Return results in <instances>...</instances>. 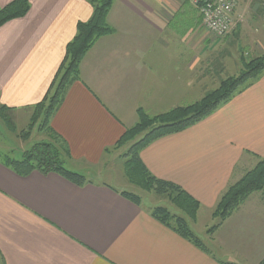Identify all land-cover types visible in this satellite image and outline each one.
I'll use <instances>...</instances> for the list:
<instances>
[{
  "label": "crops",
  "instance_id": "obj_1",
  "mask_svg": "<svg viewBox=\"0 0 264 264\" xmlns=\"http://www.w3.org/2000/svg\"><path fill=\"white\" fill-rule=\"evenodd\" d=\"M13 1L0 0V10ZM246 2L236 16L254 9L252 0ZM30 3L24 18L0 28V106L14 111L43 101L77 25L93 15L89 0ZM108 24L114 33L86 55L81 81L70 87L51 121L81 171L99 169L106 150L114 151L137 123L138 110L155 117L194 104L196 93L205 91L196 72L207 63L212 38L190 2L115 0ZM246 152L264 156V75L201 124L154 142L140 155L153 176L200 203L196 222L188 221L206 250L107 183L84 174L83 186L56 173L20 177L0 163V264H260L262 195L249 197L212 235L201 221L216 223L215 208L241 178L236 169Z\"/></svg>",
  "mask_w": 264,
  "mask_h": 264
},
{
  "label": "trees",
  "instance_id": "obj_2",
  "mask_svg": "<svg viewBox=\"0 0 264 264\" xmlns=\"http://www.w3.org/2000/svg\"><path fill=\"white\" fill-rule=\"evenodd\" d=\"M93 6V15L88 22L79 23L74 39L67 46L65 60L46 97L33 109L31 125L39 124V132L49 135L60 141L61 148L67 149L66 143L51 127V120L64 103L70 87L81 81V64L88 52L102 37L111 35L113 29L108 24V16L115 0H89ZM31 9L30 0H14L0 10V28L8 22L24 18ZM243 71L238 77H229L219 88L206 94L200 101L178 107L170 112L150 117L142 109L137 111V124L128 129L114 149L128 144L129 149L124 155V174L127 181L145 193L155 192L167 197L170 202L188 218L172 215L166 208H155L152 217L163 226L171 229L181 238L192 243L201 250H206L202 240L197 237L190 227L189 221L196 222L200 203L187 194L180 186L153 176L141 160V153L154 142L166 137L179 134L202 122L211 116L219 107L224 106L239 94L254 86L264 75V55L249 61L242 59ZM12 109L0 106V133L1 123L13 126L10 112ZM18 134L28 140L31 131ZM13 133V132H12ZM142 137L141 139H139ZM110 150H106L109 152ZM13 152L0 154V163L20 177H28L34 172L43 175L56 173L77 186H83L87 179L84 175L70 171L64 167L65 161L60 148L52 142L35 144L29 151L17 159ZM123 156V157H124ZM264 193V159L256 167L245 174L236 184L230 186L218 202L214 216L216 225L209 231L210 234L220 228L232 214L254 193ZM122 196L140 205V196L123 192ZM261 264H264V260Z\"/></svg>",
  "mask_w": 264,
  "mask_h": 264
},
{
  "label": "rangeland",
  "instance_id": "obj_3",
  "mask_svg": "<svg viewBox=\"0 0 264 264\" xmlns=\"http://www.w3.org/2000/svg\"><path fill=\"white\" fill-rule=\"evenodd\" d=\"M246 1L248 0H240L237 3V5L234 7V12L232 15L233 30L231 31L232 33L230 35L219 39V38H216L214 35L210 34V37L212 38L211 47L209 50L210 52L207 54L206 53L207 51H205L204 53L205 58L206 56H208L206 60L207 63L200 70L201 73L196 72V79L198 80L199 78H201L202 81L200 82V84H204L205 91L203 92L200 91L196 93L195 103L200 101L206 94L213 92L214 90L219 88V86L224 80L228 79L229 77L240 76L243 71L242 59L249 61L253 58L264 55V9L257 8L260 5V3L263 6L264 1L260 0V3H259L258 0H252L254 9L249 10L248 14L246 13V10H245L244 18L242 14H241L242 16L241 15L236 16L240 3L243 2L246 4L248 3ZM242 18L243 20H246L245 22L247 24L245 23V26H242L243 20H242V23L241 21H237V20H241ZM108 36H105V37H108ZM105 37H102V38H105ZM209 71L210 73H208ZM197 85H199V83ZM222 107L223 106L219 107L218 110L221 109ZM218 110H216L212 115H214ZM33 112H34V109H31L29 111H14L13 110L10 112V117L14 125L11 126V124L8 123V126H7V124L3 122L1 123L0 154L2 153L5 154L7 152L9 153L13 152L15 153L13 156L19 159L23 153L29 151L35 144H38L41 142H47V141L52 142L53 144H55V146L60 148L64 161L66 162L64 164V167L66 169L73 171V172H77L79 174H84L87 176L88 180H91L94 182L107 183L121 192L127 191L130 193L136 194L140 196L141 198V205H143L145 208H149L148 210H153L155 208L162 207V208H166L167 210H169L172 213V215L179 216V217H185L180 211H178L170 203V200L167 197L161 196L155 192L145 193L141 191L139 188L128 183L127 178L125 177V174H124V163L127 160L124 155L127 153L129 146L131 144L121 147L118 150L115 149L111 153L109 151L107 153L108 155L104 158L103 163L99 166V169H96L94 171H81L79 170V168H75L72 162L69 160L71 153L70 152L67 153L66 150L61 148L60 141H58L57 139L56 141H54L55 140L54 138L52 139L49 135L43 134L45 132H42V133L39 132L38 131L39 124L37 125L34 124L32 127L29 128V126L31 125V117L33 116ZM211 116H209L208 118H210ZM208 118L204 119L202 122H204ZM137 121H138V116H137ZM202 122L198 123L197 125L201 124ZM28 128H29V131H31V134L28 140H25L23 139V137L18 136V134H23L24 136V133L28 131ZM141 138L142 137H140L139 139ZM61 139L67 145V142L65 141V139L62 137ZM67 149L69 150L68 146H67ZM242 157L244 158L243 166L240 165L239 168L241 169H239L238 167H237L238 169H236V171L238 170L237 171V174L239 176L238 178L240 177L241 178L235 181L234 183H232L230 186L240 181L245 176L246 173L253 170L256 167V165L264 159L263 155L261 156V155H257L254 153H248V152H246V154H243ZM248 157H252L253 161L246 160ZM79 164L82 165V163H79ZM252 164H254L252 169L251 167L248 169H245L246 165L252 166ZM103 166L104 168H102ZM227 190L223 194H225ZM254 194L262 195V197L264 198L263 192H257ZM247 200L243 204H245ZM201 221L204 225L209 226L208 230L213 228V226L216 225V223L212 225L210 224L208 225L210 221L208 217H204V218L202 217ZM209 235H212V234L209 233ZM199 236L200 238H204L203 234H200Z\"/></svg>",
  "mask_w": 264,
  "mask_h": 264
},
{
  "label": "built area",
  "instance_id": "obj_4",
  "mask_svg": "<svg viewBox=\"0 0 264 264\" xmlns=\"http://www.w3.org/2000/svg\"><path fill=\"white\" fill-rule=\"evenodd\" d=\"M202 15L203 25L216 38H224L233 30L232 15L240 0H186Z\"/></svg>",
  "mask_w": 264,
  "mask_h": 264
}]
</instances>
